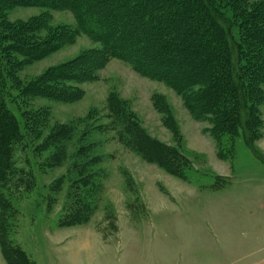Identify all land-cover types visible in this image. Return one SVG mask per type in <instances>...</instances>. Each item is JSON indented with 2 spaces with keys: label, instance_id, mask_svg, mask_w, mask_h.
Wrapping results in <instances>:
<instances>
[{
  "label": "rangeland",
  "instance_id": "1",
  "mask_svg": "<svg viewBox=\"0 0 264 264\" xmlns=\"http://www.w3.org/2000/svg\"><path fill=\"white\" fill-rule=\"evenodd\" d=\"M255 1L260 0H250ZM45 12L51 28L76 25L69 10L39 6L14 7L7 18L28 21ZM41 32L47 36V30ZM98 45L80 33L12 76L24 85ZM82 87L85 94L75 101L35 97L10 104L23 128L25 111L50 110L46 122L17 144V179L4 189L15 210L9 237L33 264H264V158L242 135L228 142L227 156L220 158L215 141L204 132L208 122L194 120L174 89L117 59ZM111 91L129 99L127 109L133 104L151 136L188 157L190 163L180 162L184 179L119 141L107 117ZM153 93L165 96L181 136L162 124L151 104ZM260 110L264 121V103ZM63 126L72 132L62 140V161L55 163L50 143L61 138ZM262 132L256 147L264 156V127ZM215 176L221 177L217 183ZM79 200H94L90 220L60 225ZM0 264H7L1 246Z\"/></svg>",
  "mask_w": 264,
  "mask_h": 264
},
{
  "label": "trees",
  "instance_id": "2",
  "mask_svg": "<svg viewBox=\"0 0 264 264\" xmlns=\"http://www.w3.org/2000/svg\"><path fill=\"white\" fill-rule=\"evenodd\" d=\"M17 6L69 10L76 25L51 28L47 12L11 22L7 12ZM42 30L48 31L46 37ZM80 33L99 45L24 85L14 81L13 73L75 41ZM112 59L174 89L194 120L208 122L204 132L215 141L220 158L227 156L225 146L239 135L264 158L256 147L264 127L260 110L264 103V0H0V246L7 264H33L9 237V217L15 210L4 189L17 179V144L43 125L50 113L45 108L25 111L23 128L10 104L17 98L23 103L35 97L80 99L85 94L82 85L98 80ZM129 102L116 91L107 97V117L119 141L147 162L184 179L180 162L190 163L188 157L178 147L151 136L132 106L127 109ZM152 102L163 125L181 136L165 96L154 93ZM62 129L61 138L50 143L56 151L49 158L55 163L62 161V140L72 132L71 126ZM225 136L230 137L228 141ZM94 205V200H79L60 225L87 223Z\"/></svg>",
  "mask_w": 264,
  "mask_h": 264
},
{
  "label": "crops",
  "instance_id": "3",
  "mask_svg": "<svg viewBox=\"0 0 264 264\" xmlns=\"http://www.w3.org/2000/svg\"><path fill=\"white\" fill-rule=\"evenodd\" d=\"M154 94V93H153ZM152 94V95H153ZM123 99H125V98H123ZM126 100H128L129 101V99H126ZM151 104H152V106H153V108H154V110L155 111H157L156 109H155V107H154V105H153V102H152V96H151ZM132 108H133V110L136 112V114L139 116V118H140V115H139V113H138V110H136L135 108H134V106H133V104H132ZM158 112V111H157ZM159 113V112H158ZM160 114V113H159ZM161 115V114H160ZM161 119V122H162V117H160ZM141 119V118H140ZM162 124H163V122H162ZM143 125V127L148 131L149 129L147 128V126H145L144 124H142ZM181 129V128H180ZM150 134V133H149Z\"/></svg>",
  "mask_w": 264,
  "mask_h": 264
}]
</instances>
